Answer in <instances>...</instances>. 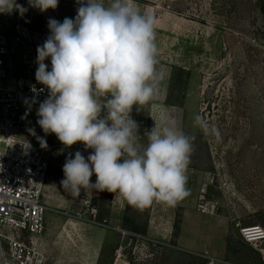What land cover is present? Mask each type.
Here are the masks:
<instances>
[{
  "label": "rangeland",
  "instance_id": "rangeland-1",
  "mask_svg": "<svg viewBox=\"0 0 264 264\" xmlns=\"http://www.w3.org/2000/svg\"><path fill=\"white\" fill-rule=\"evenodd\" d=\"M16 2L27 11L0 13V29L25 27L34 37L26 46L34 51L50 35V18L74 20L80 6L77 0H58L56 9L41 12L28 0ZM135 4L155 18L165 78L156 99L162 103L154 107L152 101L141 111L134 105L131 116L139 124L142 143H147L144 133L154 127L153 118L164 113L192 137L188 195L175 206L154 203L138 209L104 191L93 198L94 216L69 205L60 182L66 158L75 156V144L65 147L55 134L42 133L27 108L26 129L17 138L44 151L48 162L43 190L48 211L37 241L46 264H264L258 252L264 243L256 248L239 235L243 228L264 230L262 0ZM10 62L15 68L9 76L18 78V58ZM6 84L0 81V87ZM197 115L216 132L205 134L196 126ZM37 137L46 140V148Z\"/></svg>",
  "mask_w": 264,
  "mask_h": 264
},
{
  "label": "clouds",
  "instance_id": "clouds-1",
  "mask_svg": "<svg viewBox=\"0 0 264 264\" xmlns=\"http://www.w3.org/2000/svg\"><path fill=\"white\" fill-rule=\"evenodd\" d=\"M28 2L41 12L58 6V0ZM77 2L74 20L49 19L50 35L36 50L35 78L49 90L37 123L65 147L81 142L93 150L87 160L79 151L66 158L61 187L74 197L81 191L115 193L138 209L154 203L175 206L188 195L192 137L164 113L153 118L145 144L131 117L134 105L141 111L158 98L165 78L155 18L142 13L135 0ZM14 10L21 15L27 11L16 0H0V13ZM49 57L50 71L45 64ZM194 123L205 134L216 132L199 115ZM37 139L47 147L44 138Z\"/></svg>",
  "mask_w": 264,
  "mask_h": 264
},
{
  "label": "built area",
  "instance_id": "built-area-1",
  "mask_svg": "<svg viewBox=\"0 0 264 264\" xmlns=\"http://www.w3.org/2000/svg\"><path fill=\"white\" fill-rule=\"evenodd\" d=\"M33 39L25 27L0 29V81L7 83L0 87V264H46L37 241L43 234L48 211L43 199L48 162L44 151L17 138L26 129V109L37 122L40 103L49 96L47 87L35 78L37 51L26 46ZM16 57L21 75L11 78L15 67L10 61ZM45 64L50 71V57ZM39 129L44 133L40 126ZM75 150L86 160L93 152L81 142L75 144ZM103 192H81L78 197L68 193V203L89 210L94 216L95 210L90 209L93 198ZM239 235L256 248L264 243V230L260 227L243 228ZM258 252L264 263V248H258Z\"/></svg>",
  "mask_w": 264,
  "mask_h": 264
},
{
  "label": "crops",
  "instance_id": "crops-1",
  "mask_svg": "<svg viewBox=\"0 0 264 264\" xmlns=\"http://www.w3.org/2000/svg\"><path fill=\"white\" fill-rule=\"evenodd\" d=\"M154 103H155V104H154V107H158V104H160V103H162V102H161V99H159V101H158V100H154ZM131 117H132V116H131ZM113 196L116 197V196H118V195L115 194V193H113Z\"/></svg>",
  "mask_w": 264,
  "mask_h": 264
},
{
  "label": "trees",
  "instance_id": "trees-1",
  "mask_svg": "<svg viewBox=\"0 0 264 264\" xmlns=\"http://www.w3.org/2000/svg\"><path fill=\"white\" fill-rule=\"evenodd\" d=\"M261 9L264 11V0H262Z\"/></svg>",
  "mask_w": 264,
  "mask_h": 264
}]
</instances>
